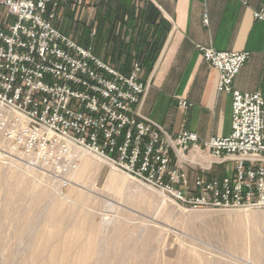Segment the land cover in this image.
I'll return each instance as SVG.
<instances>
[{
  "label": "built area",
  "instance_id": "1",
  "mask_svg": "<svg viewBox=\"0 0 264 264\" xmlns=\"http://www.w3.org/2000/svg\"><path fill=\"white\" fill-rule=\"evenodd\" d=\"M64 1L0 0V152L60 187L92 154L187 206L264 207V99L232 87L249 53L198 47L231 95V134L173 135L139 114L138 61L118 71L52 25ZM253 12L264 18L263 7ZM226 161L231 173H204Z\"/></svg>",
  "mask_w": 264,
  "mask_h": 264
},
{
  "label": "rangeland",
  "instance_id": "2",
  "mask_svg": "<svg viewBox=\"0 0 264 264\" xmlns=\"http://www.w3.org/2000/svg\"><path fill=\"white\" fill-rule=\"evenodd\" d=\"M132 60L142 80L149 71ZM10 155L0 156V264H264V207L187 206L91 154L60 187ZM220 164L204 173L223 176Z\"/></svg>",
  "mask_w": 264,
  "mask_h": 264
},
{
  "label": "crops",
  "instance_id": "3",
  "mask_svg": "<svg viewBox=\"0 0 264 264\" xmlns=\"http://www.w3.org/2000/svg\"><path fill=\"white\" fill-rule=\"evenodd\" d=\"M132 1L135 10L146 2L154 6L166 29L155 62L146 75L142 71L146 92L140 102V116L173 135L186 130L197 134L200 140L229 136L231 95L218 92L219 72L203 58L198 47L247 51L249 59L239 68L232 87L242 92L259 91L264 99V18L256 19L253 15V11L264 8V0ZM97 3V0H69L57 11L54 24L62 32H73L74 40L83 46L91 45L99 57L113 64L111 52L120 50V41L123 54L127 49L134 53V43L141 34L138 35L140 30L130 28L145 25L98 26L101 16ZM204 14L207 24L203 22ZM105 29H114L112 37H108ZM90 30H103L104 35L92 41L94 36L88 34L91 41L87 43V35L81 31ZM119 60L123 61V55ZM233 165L227 161L225 165H215L212 172L226 175L232 172Z\"/></svg>",
  "mask_w": 264,
  "mask_h": 264
},
{
  "label": "trees",
  "instance_id": "4",
  "mask_svg": "<svg viewBox=\"0 0 264 264\" xmlns=\"http://www.w3.org/2000/svg\"><path fill=\"white\" fill-rule=\"evenodd\" d=\"M97 5L100 8L101 19L99 18L100 24L98 26L109 25L113 27L117 23L119 25L125 24L134 27V25H145V27H134L131 30L137 29L142 35H139V41L134 43L133 52L130 53L127 49L124 54L121 51L122 42H119L120 50H114L112 53L111 60L113 65L121 72H128L130 68L131 57H136L141 61L143 68L146 71L150 70V67L155 62L165 36V25L164 20L157 14L154 6L150 3H145V6L138 7L136 10L134 5L132 7V0H97ZM97 26V28H98ZM144 30V33L142 31ZM114 29H105L108 33V37H112L111 34ZM98 35L96 38H100L103 30H97ZM147 31V33L145 32ZM118 38V37H117ZM117 40V39H115ZM115 42V41H114ZM129 45V42H128ZM123 55V61L120 62V58ZM120 62V63H119Z\"/></svg>",
  "mask_w": 264,
  "mask_h": 264
},
{
  "label": "bare ground",
  "instance_id": "5",
  "mask_svg": "<svg viewBox=\"0 0 264 264\" xmlns=\"http://www.w3.org/2000/svg\"><path fill=\"white\" fill-rule=\"evenodd\" d=\"M86 155H87V154H86ZM91 155H92V154H91ZM0 156H3V157L5 156V157H9V158L11 157L10 154H7V153H5V152H4V153H1V152H0ZM84 156H85V155H84ZM83 158H84V157H83ZM83 158H82V160H83ZM100 159H101V158H100ZM82 160H81V162H82ZM81 162H80V163H81ZM79 167H80V164H79ZM78 170H79V168H78ZM78 170H77V171H78ZM77 171L74 173V175L77 173ZM74 175H73V176H74ZM73 176L71 177V179L73 178ZM71 179H70V180H71Z\"/></svg>",
  "mask_w": 264,
  "mask_h": 264
}]
</instances>
